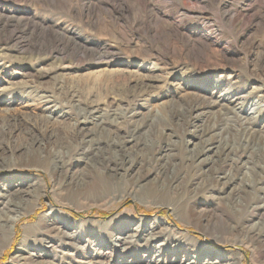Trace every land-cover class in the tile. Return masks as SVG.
<instances>
[{
  "label": "rangeland",
  "instance_id": "rangeland-1",
  "mask_svg": "<svg viewBox=\"0 0 264 264\" xmlns=\"http://www.w3.org/2000/svg\"><path fill=\"white\" fill-rule=\"evenodd\" d=\"M0 153V264H264V0H0Z\"/></svg>",
  "mask_w": 264,
  "mask_h": 264
},
{
  "label": "bare ground",
  "instance_id": "bare-ground-1",
  "mask_svg": "<svg viewBox=\"0 0 264 264\" xmlns=\"http://www.w3.org/2000/svg\"><path fill=\"white\" fill-rule=\"evenodd\" d=\"M66 88V87H65ZM67 89V88H66ZM74 95V94H73ZM77 95V93H76ZM73 99V97H72ZM85 110V109H84ZM82 111V110H81ZM88 111V109H87ZM117 112V111H116ZM78 118V117H77ZM87 118V117H86ZM253 118V117H252ZM85 119V118H84ZM86 120V119H85ZM25 124V123H24ZM84 124V123H83ZM262 144V143H261ZM213 143H208L206 144L204 147H202L199 151L197 150L196 152L194 151V153L192 154L191 158L193 159L194 162L196 163H206L209 159V157L211 156V152L213 151ZM3 151H9L11 152L10 154V158H8V161L12 162V163H19V162H23L24 160H27L29 163L35 165L36 163H39L41 161H43L44 159V147H41L40 145H38L37 147H35L34 145H32L24 154V156L20 155L18 156L17 155V152L15 151V149L13 148H8V147H1ZM262 149V148H261ZM7 153V152H6ZM3 153H0V166L2 165V163L6 160L3 159V157H6L4 155H2ZM22 154V153H20ZM264 156V155H263ZM250 158V157H249ZM46 161V160H45ZM193 162V163H194ZM191 164V163H190ZM259 167V166H258ZM263 167V166H262ZM221 177V176H220ZM224 177V176H222ZM221 177V178H222ZM32 181V180H31ZM225 183H227V181H225ZM20 188V187H19ZM6 189V188H4ZM17 189V188H16ZM14 189V190H16ZM14 190H11L9 189L8 191H6V193H3V195L8 199H11L12 198V195L14 193ZM2 194V193H1ZM0 194V195H1ZM37 197L36 194L33 195V197H29L28 198V201L32 200V201H35V198ZM5 206V205H4ZM264 207V201L262 202V205ZM176 208V207H175ZM262 208V207H261ZM174 209V208H173ZM17 215H12V216H9L5 222V226L8 228V234L11 235V233L14 232V226H15V223H16V220H17ZM57 228V227H56ZM28 230V227L25 228V232ZM254 231V230H253ZM60 232V231H59ZM64 232V231H63ZM255 232V231H254ZM65 234V233H64ZM134 233H128L126 236L124 237H119V240H118V245H126V243L130 242L134 235ZM251 235H254V233L250 232ZM151 237V235H150ZM130 239V240H129ZM153 242L154 243H158V238H153ZM162 252L161 250H155L152 258L153 261H159L162 257ZM178 260V259H177ZM197 260V258H196ZM215 262L219 263L220 264V261L219 259H216ZM178 264H194V260L191 259V258H181L180 260H178L177 262ZM175 263V264H177ZM208 264H211V262L209 261Z\"/></svg>",
  "mask_w": 264,
  "mask_h": 264
}]
</instances>
